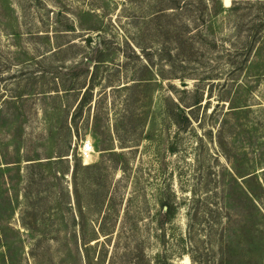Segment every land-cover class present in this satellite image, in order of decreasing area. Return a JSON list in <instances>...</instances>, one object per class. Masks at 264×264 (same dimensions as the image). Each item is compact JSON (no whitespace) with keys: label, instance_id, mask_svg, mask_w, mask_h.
<instances>
[{"label":"rangeland","instance_id":"374dc122","mask_svg":"<svg viewBox=\"0 0 264 264\" xmlns=\"http://www.w3.org/2000/svg\"><path fill=\"white\" fill-rule=\"evenodd\" d=\"M183 1L0 0V264H264V0Z\"/></svg>","mask_w":264,"mask_h":264},{"label":"trees","instance_id":"16d2710c","mask_svg":"<svg viewBox=\"0 0 264 264\" xmlns=\"http://www.w3.org/2000/svg\"><path fill=\"white\" fill-rule=\"evenodd\" d=\"M197 1H199L200 3L205 2V0H197ZM188 3H189L188 1L182 2V0H155V5L156 7H158V11H159L158 13L155 14V18H162L163 16H170L171 14H177L179 13L180 10H182L183 8H186ZM168 8H173L174 10H171V11H177V12L166 11V9ZM87 39H89V36H87ZM168 101L169 102L167 105L166 112L168 116L174 120L175 123L180 124V122L183 119L188 120V115L186 111L184 110L180 102V99L179 100L178 98L174 99L170 96ZM199 102H200V99L196 100L194 104H198ZM162 210L165 214L166 213L168 215L170 214L169 205H164Z\"/></svg>","mask_w":264,"mask_h":264},{"label":"built area","instance_id":"2783aa9c","mask_svg":"<svg viewBox=\"0 0 264 264\" xmlns=\"http://www.w3.org/2000/svg\"><path fill=\"white\" fill-rule=\"evenodd\" d=\"M92 149H93V145L90 141L83 142L81 147L82 156H86L88 153L91 152Z\"/></svg>","mask_w":264,"mask_h":264}]
</instances>
